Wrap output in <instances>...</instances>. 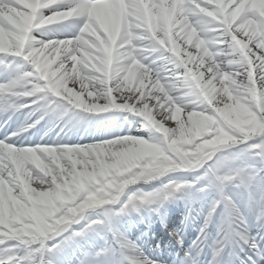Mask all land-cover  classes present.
<instances>
[{
    "label": "snow or ice",
    "instance_id": "snow-or-ice-1",
    "mask_svg": "<svg viewBox=\"0 0 264 264\" xmlns=\"http://www.w3.org/2000/svg\"><path fill=\"white\" fill-rule=\"evenodd\" d=\"M145 2L147 10L141 0H123L122 4L120 0H56L51 6H48V0H0V64L7 63L8 58H20L28 65L18 78L0 83V109L7 112L16 111L17 108L20 110L33 108L46 97H55L57 101L71 107L75 105L69 102L81 96L85 105L96 103L97 97L90 95L94 92L93 83L88 81V73L80 71V53L75 51L65 55V47L67 41L76 43L78 40H90L99 44V40L89 36L92 21L97 15L103 17L108 11L121 7H126L136 14L150 12L159 15L162 20H170L171 42L157 32L158 38L165 39V43L161 45L149 34L152 46L145 49V58L137 57L141 59L145 68L149 69V75H144L141 69L129 83L124 77L127 76L131 60L126 63L120 60V54L128 47V45L120 47L123 43L122 34L115 47L109 50L113 62L112 78L108 79L96 73L101 81H105L99 86L104 90L103 99L108 104V110L84 112L82 108L76 109L86 114L111 111L131 113L140 117L146 126L152 129L149 117L168 127L169 121L163 119V114L167 113L171 117L173 104L179 103L181 99L184 103L180 106L186 111H206L208 115L219 118L215 109L222 108L224 104L217 103L216 99H213L212 104H208L205 94L218 98L223 93L225 85L232 87L233 80L237 82L242 80L249 88L258 89L261 96H264V8L260 7L264 0H145ZM73 7L76 9L75 12H72ZM57 12L64 14V18L48 19ZM30 18L31 23H28ZM73 20L79 21L75 35L45 40H37L33 35L35 32L47 34L51 26L65 25ZM249 22L258 25V28L254 31L246 30ZM98 35L101 40H107L102 31H98ZM61 41H64L65 45H61ZM173 43L176 46L175 50ZM152 54L158 55L151 65L146 64L144 61ZM157 61L163 62L165 66L163 72L159 74L157 67H153ZM122 67L124 71H120ZM125 105L126 107H117ZM253 110L264 118V113H260L255 105ZM35 124L36 121L33 125ZM22 132L26 131L13 132L0 139V168H3L0 177L6 182L4 201L0 205V216L5 221L4 224H0L2 252L0 264H53L51 260L46 261V256L53 252L64 253L68 248L79 252V264H106L102 254L109 252L110 249L93 251L84 247L81 241L90 233H94L99 225L107 222L92 219L81 228L74 227L86 220V213L68 217V222L46 233L38 241L32 242L28 237L13 238L8 226L11 212L8 190L13 189L12 195L19 196V188L8 177L7 171L14 169L12 155L28 149L36 150L45 163L54 170L53 174L57 177L58 183L83 199L93 189L102 187L107 180L105 176L99 174L100 165L87 163L85 154H89L95 160V153L102 151L109 142L116 141L120 136L133 135H117L91 144L19 145L13 141V137ZM173 135L170 134L169 139L173 138ZM241 145L246 149V153L242 154L264 160V136H253L249 139L240 137L237 143L224 148ZM42 150H51L60 159L54 163ZM208 162L211 164L206 170L205 179L208 187L218 190L219 196L214 202L217 212V209L224 210L228 206L226 197L233 198L234 195L230 192H220L221 187L238 184L236 174L246 167H231L230 171L226 170L227 174H221L218 169L224 164V159L213 157L206 160L204 165ZM29 167L34 172L38 171L34 165ZM246 169L257 179L264 177V170L251 167ZM47 180L50 184L51 177ZM52 187L55 189V185ZM144 198L148 199L146 196ZM79 202V200L75 203L69 202L65 209L75 207ZM211 211L212 207L209 212ZM112 233L117 242L128 247L116 229L113 228ZM53 240L56 243H50ZM202 240L203 236L196 246H199ZM248 245L255 251L258 260H264V250L260 249L255 239L250 240ZM115 246L114 244L113 247ZM249 260H252V257H249ZM258 260H253V264H258ZM63 264L70 262L64 261Z\"/></svg>",
    "mask_w": 264,
    "mask_h": 264
},
{
    "label": "clouds",
    "instance_id": "clouds-1",
    "mask_svg": "<svg viewBox=\"0 0 264 264\" xmlns=\"http://www.w3.org/2000/svg\"><path fill=\"white\" fill-rule=\"evenodd\" d=\"M122 2L123 0H120L121 4ZM55 3L56 0H48V6ZM141 3L147 10L145 0H141ZM260 7L264 8V3ZM75 11L73 7L72 12ZM62 18L64 14L57 12L48 19ZM27 22L31 23V18ZM257 28L258 25L252 22L246 25L248 31H254ZM98 31H102L107 40H101ZM157 32L171 42V21L162 20L159 15H153L150 12L136 14L126 7L110 10L103 17L97 15L92 21L89 36L99 40V44L90 40H78L76 43L67 41L65 47V55L75 51L80 53V71L88 73L87 79L93 83L94 89L90 95H95L97 100L92 105H85L81 96L70 101L69 104L75 105L74 108H82L84 112L107 111L108 104L103 99L104 90L99 86L105 81H101L96 73L108 79L112 78L113 62L109 55L110 48L115 47L117 40L121 39L123 34V43L120 47L124 48L125 45L128 47L120 54V60L125 63L131 60V66L127 68V76L124 77V80L130 83L132 77L141 69L144 75H149V69L145 68L141 59L145 58V49L152 46L149 34L161 45L165 43V39L156 36ZM61 45H65V42L61 41ZM175 47L173 43V50ZM157 69L159 74L163 72L164 67L157 66ZM124 70L123 67L120 69V71ZM231 83L232 87L225 85L223 93L218 98L205 94L208 104H212L213 99H216L217 103L224 104L222 108L215 109L219 118L208 115L206 111H186L180 106L184 103L181 99L179 103L173 104L171 117L167 113L163 114V119L174 122L175 126L165 127L149 117L152 129L159 134L153 139L134 135L120 136L116 141L105 145L102 151L95 153V160L86 153L87 163L99 164V174L105 176L107 180L102 187L93 189L83 199H80L71 189H65L58 183L57 177L53 174L54 170L45 163L36 150L28 149L12 155L14 169H9L7 175L19 188V196L12 195L13 189L8 190L11 200V212L8 218L11 236L16 239L28 237L30 241L35 242L46 233L68 222V217L88 214L94 210L103 221L107 222V225L111 226L113 219L120 214L137 211L143 204L157 203L158 200L166 201L175 193L190 188L191 185L187 183L169 180L156 193H145L139 196L134 192L126 194V190L131 186L161 181L169 173L202 168L206 160L213 157L221 158L217 156L221 149L237 143L240 137L249 139L253 136H264V118L253 110L255 105L260 113H264V96H261L258 89L249 88L242 80L240 82L233 80ZM110 94L111 90H109ZM225 96L227 102H225ZM68 106V104H57L53 111L63 113L68 110ZM117 107H126V105ZM16 111L20 109L17 108ZM47 115L49 111L46 104L43 115L36 120V124H39ZM77 116L79 119H84L79 114ZM32 127L35 125L29 124L21 130L28 131ZM160 133L163 135L161 136ZM170 134H174L171 139H169ZM42 151L46 152L54 163L60 159L51 150ZM29 165H34L38 171L34 172ZM0 171H3V168H0ZM236 176L239 183L235 187L242 189L243 192V210L241 204H238L231 196L226 197L228 206L221 212L215 239H212L211 233L207 231L216 224L214 203L211 205V212L201 213L204 215V222L198 239L200 240L203 236V240L192 252L185 253L183 264H200L199 256L204 246L209 247L213 252L208 264H235V260L238 259L236 249L243 250L244 245H248L250 240L255 239L251 235V228L256 227L260 232H264V177L257 179L246 168L241 169ZM48 177H51L50 184ZM52 185H55V189ZM5 186V180L0 177V205L4 201ZM226 187L227 185H223L220 192L226 193ZM186 195L191 196V193L187 192ZM145 196L148 199H145ZM77 200L80 202L76 203L75 207L65 209L69 202L75 203ZM113 206H119V210L115 211ZM4 223L3 217L0 216V224ZM174 233L173 231L171 234L176 236ZM125 242L128 247L135 248L141 256L143 255L142 249L134 241L125 239ZM178 242L183 244L179 238ZM226 250L227 259L225 258ZM134 264H155V262L144 257L135 260Z\"/></svg>",
    "mask_w": 264,
    "mask_h": 264
},
{
    "label": "bare ground",
    "instance_id": "bare-ground-1",
    "mask_svg": "<svg viewBox=\"0 0 264 264\" xmlns=\"http://www.w3.org/2000/svg\"><path fill=\"white\" fill-rule=\"evenodd\" d=\"M49 31H50V32H53V31H55V30H54V29H50ZM34 36H36V34H34ZM192 51H195V50L192 49ZM161 66H162V67H165L164 64H162ZM137 118H140V117L137 116ZM141 120H142V119H141ZM142 122H144V121H142ZM142 122H141V124H143ZM144 123H145V122H144ZM168 126H175V124H174V122L169 121V122H168ZM134 136H137V135H134ZM139 137H143V135L141 134V136H139ZM239 147H242V146H239ZM237 149H238V148H237ZM232 152H233V151H232ZM218 154H219V153H218ZM218 154H217V156H218ZM232 156H234V155L230 154V155H227V156H225V157H226V158H227V157L230 158V157H232ZM252 157H253V159H254V156H252ZM206 164H207V163H206ZM181 172H183V171H181ZM171 174H173V175H178V171H177V172H173V173H171ZM187 192H188V191H185L184 194L179 193V195L177 196V198H178V199H183V197H188V195H186ZM190 193H192V192H190ZM158 201H159V200H158Z\"/></svg>",
    "mask_w": 264,
    "mask_h": 264
}]
</instances>
